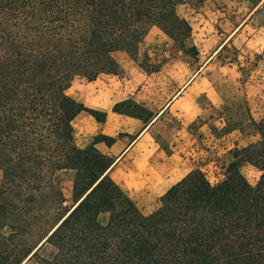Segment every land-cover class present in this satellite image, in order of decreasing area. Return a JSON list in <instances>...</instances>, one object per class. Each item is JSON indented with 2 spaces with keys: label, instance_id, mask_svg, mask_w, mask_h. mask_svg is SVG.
<instances>
[{
  "label": "trees",
  "instance_id": "1",
  "mask_svg": "<svg viewBox=\"0 0 264 264\" xmlns=\"http://www.w3.org/2000/svg\"><path fill=\"white\" fill-rule=\"evenodd\" d=\"M182 0H0V264H264V116L213 181L193 169L144 214L111 175L113 157L76 142L74 120L106 111L68 93L76 78L119 75L156 27L185 48ZM147 72L160 63H140ZM113 111L149 122L128 98ZM260 172L253 185L241 171ZM74 172L70 204L58 175Z\"/></svg>",
  "mask_w": 264,
  "mask_h": 264
},
{
  "label": "rangeland",
  "instance_id": "2",
  "mask_svg": "<svg viewBox=\"0 0 264 264\" xmlns=\"http://www.w3.org/2000/svg\"><path fill=\"white\" fill-rule=\"evenodd\" d=\"M178 10L193 28L185 48L154 27L140 46L138 61L125 52L116 55L121 74H103L95 81L76 78L68 90L90 108L111 102L112 94L103 95L109 91L129 95L153 113L149 122L129 121L123 129L112 117L99 123L87 112L74 120L81 147L105 134L100 126L117 137L111 156L115 161L122 157L111 175L146 215L193 169L217 180L234 150L259 139L253 122L264 116V0H182ZM139 62L160 63V71L147 73ZM137 138L135 148L124 153ZM241 171L256 185L260 172L255 167L245 163ZM73 176L72 170L58 175L66 204L71 203Z\"/></svg>",
  "mask_w": 264,
  "mask_h": 264
},
{
  "label": "crops",
  "instance_id": "3",
  "mask_svg": "<svg viewBox=\"0 0 264 264\" xmlns=\"http://www.w3.org/2000/svg\"><path fill=\"white\" fill-rule=\"evenodd\" d=\"M106 94H112V95H113L112 98H109V100H111V102H108V101H107V102H101V104H100L99 106L95 107V108H97V109H99V110H102V111H106V112L108 113L107 118L112 117V118L118 120V121H119V123H118V125H117L118 128L123 129L124 126H125V123H126V122H129V121H132V122L135 123L136 125L138 124L137 121H141V120L138 119V118L131 117V116H128V115H125V114H120V113H117V112H114V111H113V106H114L117 102H120V101H123V100H125V99H128V98L131 97V96H129V95H128V96H122L120 93L113 94V92H109V91L106 92V93L103 94V95H106ZM107 99H108V98H107ZM125 117H126V119H125ZM129 119H131V120H129ZM100 129H101V132L105 133L106 135H111V134H108L107 132H105V129H103L102 126H100ZM144 131H145V129L143 130V132L141 133V135L144 133ZM139 139H140V138L134 139V141H133L131 144L127 145V147L125 148L124 153L129 154L130 151H132V149L135 148V145L139 142ZM100 144H102V143H98V144H97V147H101ZM115 144H116V143H115ZM115 144H114L113 146H111V147H108V146L105 145V146L107 147V152H105V153H108V154L111 155V153L113 152V149H114V147H115ZM101 151H102V150H101ZM103 152H104V151H103ZM121 157H122V155L116 159L115 163H117ZM115 165H116V164H115ZM113 167H114V166H113Z\"/></svg>",
  "mask_w": 264,
  "mask_h": 264
},
{
  "label": "bare ground",
  "instance_id": "4",
  "mask_svg": "<svg viewBox=\"0 0 264 264\" xmlns=\"http://www.w3.org/2000/svg\"><path fill=\"white\" fill-rule=\"evenodd\" d=\"M116 164V163H115ZM115 164H114V166H115Z\"/></svg>",
  "mask_w": 264,
  "mask_h": 264
}]
</instances>
